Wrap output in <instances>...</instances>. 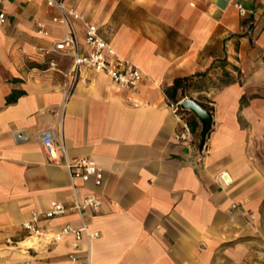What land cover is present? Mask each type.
I'll return each mask as SVG.
<instances>
[{
  "label": "crops",
  "instance_id": "obj_1",
  "mask_svg": "<svg viewBox=\"0 0 264 264\" xmlns=\"http://www.w3.org/2000/svg\"><path fill=\"white\" fill-rule=\"evenodd\" d=\"M239 1L245 13L233 0H64L143 74L132 90L84 68L67 99L62 71L72 57L53 55V69L50 56L37 51L64 34L51 22L54 11L45 0L7 2L0 27V264H230L245 256L264 211V162L256 155L264 139V0ZM37 21L48 36L36 32ZM205 71L190 94L212 106L200 151V120L186 111L193 139L176 141L178 122L163 88ZM43 131L63 141L70 158H92L103 172L100 186L74 188L66 168L48 161ZM92 192L102 205L85 221L98 236L23 245L22 222L32 211ZM80 222L68 212L40 225L57 232Z\"/></svg>",
  "mask_w": 264,
  "mask_h": 264
},
{
  "label": "built area",
  "instance_id": "obj_2",
  "mask_svg": "<svg viewBox=\"0 0 264 264\" xmlns=\"http://www.w3.org/2000/svg\"><path fill=\"white\" fill-rule=\"evenodd\" d=\"M8 1L0 0V27L6 20ZM45 1L47 6L54 11L51 22L60 26L64 34L61 38L54 39L47 47H37V51L43 56H50L48 66L53 69L57 68V62L53 55L69 54L72 57L69 66L62 71L65 78L66 99L71 95L80 72L84 68L95 69L105 74L120 87L138 89L143 80L142 72L129 59L118 55L112 44L100 35L98 27L94 23L74 7L67 5L64 0ZM233 4L240 13L246 12L239 0H233ZM77 24L82 27L85 50L79 40ZM36 32L42 36L49 35V29L44 21L36 22ZM181 101L182 99L176 103H169V106L178 122L174 137L179 143H187L192 141L193 131L190 122L182 112L184 110L180 107ZM41 142L48 161L66 168L74 188L77 187V182L88 181H92L95 186H100L103 172L92 158L88 156L70 158L64 142L54 139L49 131L42 132ZM101 205V198L94 192L75 197L70 203L51 201L45 210L32 211L30 217L22 222V229L26 233L23 245L30 247L41 240L46 244H52L68 235L73 236L76 240L98 236V232L89 230L85 215L87 211L98 212ZM68 212L78 215L81 221L79 226L65 223L57 232L41 227V219H51ZM70 257L72 261H77L75 256L70 255Z\"/></svg>",
  "mask_w": 264,
  "mask_h": 264
},
{
  "label": "trees",
  "instance_id": "obj_3",
  "mask_svg": "<svg viewBox=\"0 0 264 264\" xmlns=\"http://www.w3.org/2000/svg\"><path fill=\"white\" fill-rule=\"evenodd\" d=\"M205 72H196L194 74L186 75V76H178L173 79V82L171 85L164 86L163 91L166 96V99L168 103H176L179 100L183 99L184 97L191 98L190 94L196 90L199 89V87H202L200 82L206 75ZM227 75V74H226ZM197 101L200 103V105L207 109L212 110V106L208 104L207 102H204L201 99H197ZM246 102L245 95L241 98V103ZM185 113L186 111H182Z\"/></svg>",
  "mask_w": 264,
  "mask_h": 264
},
{
  "label": "rangeland",
  "instance_id": "obj_4",
  "mask_svg": "<svg viewBox=\"0 0 264 264\" xmlns=\"http://www.w3.org/2000/svg\"><path fill=\"white\" fill-rule=\"evenodd\" d=\"M257 156L264 162V139L257 142ZM254 232L246 238L249 248L245 256L238 262L230 264H264V211L261 210L260 215L256 218Z\"/></svg>",
  "mask_w": 264,
  "mask_h": 264
},
{
  "label": "water",
  "instance_id": "obj_5",
  "mask_svg": "<svg viewBox=\"0 0 264 264\" xmlns=\"http://www.w3.org/2000/svg\"><path fill=\"white\" fill-rule=\"evenodd\" d=\"M180 107L184 111L193 112L195 116L200 120L201 131H200L199 150L202 151V149L205 146L206 137L210 132L212 126V122H213L212 111L203 108L197 100L189 97L182 99V101L180 102Z\"/></svg>",
  "mask_w": 264,
  "mask_h": 264
}]
</instances>
